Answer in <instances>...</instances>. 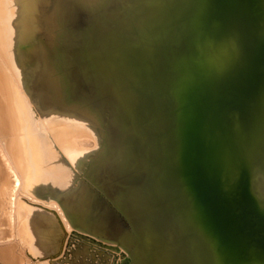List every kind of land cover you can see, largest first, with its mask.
<instances>
[{
  "label": "bare ground",
  "instance_id": "obj_1",
  "mask_svg": "<svg viewBox=\"0 0 264 264\" xmlns=\"http://www.w3.org/2000/svg\"><path fill=\"white\" fill-rule=\"evenodd\" d=\"M196 3L0 0V263L228 264L181 181L190 119L152 94L154 48ZM96 15L137 36L100 56Z\"/></svg>",
  "mask_w": 264,
  "mask_h": 264
},
{
  "label": "water",
  "instance_id": "obj_2",
  "mask_svg": "<svg viewBox=\"0 0 264 264\" xmlns=\"http://www.w3.org/2000/svg\"><path fill=\"white\" fill-rule=\"evenodd\" d=\"M99 17L91 29L100 56L114 38L137 36L126 20L102 27ZM174 25L154 48L152 94L162 80L180 99L176 122L183 113L190 119L180 131L184 191L215 255L264 264V200L256 190L257 177L264 180V0H197L194 14Z\"/></svg>",
  "mask_w": 264,
  "mask_h": 264
},
{
  "label": "rangeland",
  "instance_id": "obj_3",
  "mask_svg": "<svg viewBox=\"0 0 264 264\" xmlns=\"http://www.w3.org/2000/svg\"><path fill=\"white\" fill-rule=\"evenodd\" d=\"M0 264H2V263H0Z\"/></svg>",
  "mask_w": 264,
  "mask_h": 264
}]
</instances>
